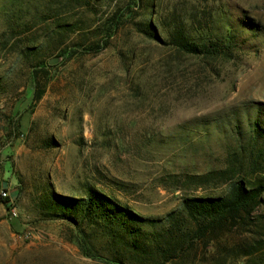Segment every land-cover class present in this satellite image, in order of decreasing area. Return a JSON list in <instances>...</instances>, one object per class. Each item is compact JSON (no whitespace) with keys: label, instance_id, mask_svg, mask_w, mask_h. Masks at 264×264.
<instances>
[{"label":"rangeland","instance_id":"1","mask_svg":"<svg viewBox=\"0 0 264 264\" xmlns=\"http://www.w3.org/2000/svg\"><path fill=\"white\" fill-rule=\"evenodd\" d=\"M130 2L0 0V264H112L84 255L74 225L52 216L57 201L94 191L163 221L184 198L228 188L192 176L234 162L264 183V0H142L131 12ZM177 30L229 37L232 56L182 51ZM82 229L103 257L124 253L104 230ZM238 236L169 264H245Z\"/></svg>","mask_w":264,"mask_h":264},{"label":"trees","instance_id":"2","mask_svg":"<svg viewBox=\"0 0 264 264\" xmlns=\"http://www.w3.org/2000/svg\"><path fill=\"white\" fill-rule=\"evenodd\" d=\"M141 1L131 0L127 9L133 11ZM145 32L157 38L152 25H148ZM174 40L180 50L207 58L228 59L234 49L229 37L222 45L217 39H191L177 30ZM65 55L70 56L71 50L63 51L62 57ZM39 69L45 71L44 64ZM38 73L33 74L35 102L40 101L45 92ZM242 171L243 165L236 167L231 162L224 170L190 177L200 186L221 183L228 184V188L220 196L184 198L181 210L169 213L163 221L141 220L112 199L94 191L89 192L87 200L57 201L52 216L74 225L79 232L78 244L85 256L112 264H133L131 259L140 264H169L185 256L199 243L207 248L235 233L242 240L232 250L248 259L245 264H264V215L258 214L264 204V183H252L249 176L241 175ZM1 202L8 211L11 210L8 198L1 197ZM86 222L93 229L104 230L109 242L120 245L124 253L117 252L112 258L103 257L82 229ZM144 225L153 226L154 231H146Z\"/></svg>","mask_w":264,"mask_h":264},{"label":"built area","instance_id":"3","mask_svg":"<svg viewBox=\"0 0 264 264\" xmlns=\"http://www.w3.org/2000/svg\"><path fill=\"white\" fill-rule=\"evenodd\" d=\"M1 196H2L3 198H8V199H9L8 204L10 205V208H11V210H10L11 215H12V217H17L16 208L14 207V201L10 198L9 193H8L6 190H3V191L1 192Z\"/></svg>","mask_w":264,"mask_h":264},{"label":"water","instance_id":"4","mask_svg":"<svg viewBox=\"0 0 264 264\" xmlns=\"http://www.w3.org/2000/svg\"><path fill=\"white\" fill-rule=\"evenodd\" d=\"M61 59H62L61 57H60V58H55V59H53V60L50 61V64H51V65H52V64H56V63L59 62Z\"/></svg>","mask_w":264,"mask_h":264}]
</instances>
